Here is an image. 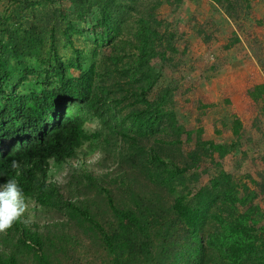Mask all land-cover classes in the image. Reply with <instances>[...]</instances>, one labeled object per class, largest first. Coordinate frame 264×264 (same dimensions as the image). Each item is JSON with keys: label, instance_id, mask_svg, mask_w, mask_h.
I'll return each instance as SVG.
<instances>
[{"label": "trees", "instance_id": "1", "mask_svg": "<svg viewBox=\"0 0 264 264\" xmlns=\"http://www.w3.org/2000/svg\"><path fill=\"white\" fill-rule=\"evenodd\" d=\"M10 1L12 9L0 14V185L15 178L30 205L11 228L0 232V264H21L18 256L24 252L34 264H52L50 246L45 245L50 240L39 231L40 215H35L50 209L79 215L96 232L109 264H264V226L257 208L224 172L193 194L194 204L180 194L167 207L152 196L136 195L124 209L114 204L84 163L85 143L119 135L140 151L148 179L176 193L174 182L186 170L163 159L155 145L139 147L140 140L159 132H168L176 141L183 133L173 111L150 101L157 84L153 61L165 60L174 39L160 29L157 7L145 12L144 0ZM217 1L230 5L229 0ZM62 2L70 5L71 14ZM94 10L95 22L84 31L81 24ZM14 16L30 18L29 28L24 22L10 26ZM58 33L72 47L73 60L63 62L58 55ZM76 34L91 41L89 64L84 65L83 51L74 46ZM29 60L42 76L38 84L26 86L35 72ZM69 69L79 74L70 77ZM247 95L255 105L262 101L264 109V83ZM91 120L107 128L106 137L86 131ZM11 160L18 161V170L11 168ZM50 163L82 174L106 194L111 227L97 223L87 209L75 205L76 199H65L52 180Z\"/></svg>", "mask_w": 264, "mask_h": 264}, {"label": "rangeland", "instance_id": "2", "mask_svg": "<svg viewBox=\"0 0 264 264\" xmlns=\"http://www.w3.org/2000/svg\"><path fill=\"white\" fill-rule=\"evenodd\" d=\"M144 1L142 9L147 13L157 7L162 32L174 35L172 50L166 53L165 60L153 61L157 84L150 101L165 111H173L183 133L176 141L168 132H159L153 138L140 140L139 147L148 149L155 145L163 159L186 171L174 182L176 193L167 192L148 179L140 151L138 154L119 135L106 137L107 128L96 120L86 124V131L97 132L100 139L106 137L107 141L87 142L83 146L88 171L110 193L114 204L124 209L132 206L136 195L152 196L158 205L167 207L180 194L194 204L193 194L209 186L222 171L253 202L264 226V109L262 101L255 105L247 95L250 88L264 83V2L229 0L227 7L224 1L217 0ZM12 6L10 0H3L0 14ZM60 6L71 14L67 2ZM96 16L94 10L91 21L89 18L81 28L88 31ZM28 20L14 16L9 24L17 27L24 22L23 26L29 28ZM72 41L75 48L83 51L84 65L89 64L91 41L80 34L73 35ZM48 44L46 40L44 50ZM56 47L63 62L75 58L60 33ZM29 66L35 72L25 85H36L41 69L33 60H29ZM78 74L76 69L68 71L70 77ZM50 167L52 180L58 182L65 199H76L77 207L87 209L105 228L111 227L113 215L106 194L97 185H90L82 174H73L64 165L55 168L50 163ZM38 214L39 231L50 240L45 245L50 246L52 264H109L96 232L79 215L70 217L65 211L54 209L37 210L35 215ZM54 222L56 226L45 228ZM18 259L21 264H34L28 252L19 254Z\"/></svg>", "mask_w": 264, "mask_h": 264}, {"label": "clouds", "instance_id": "3", "mask_svg": "<svg viewBox=\"0 0 264 264\" xmlns=\"http://www.w3.org/2000/svg\"><path fill=\"white\" fill-rule=\"evenodd\" d=\"M11 168L18 170V161L11 160ZM19 175V171H17ZM30 201L15 178L0 185V232L11 228L28 211Z\"/></svg>", "mask_w": 264, "mask_h": 264}]
</instances>
